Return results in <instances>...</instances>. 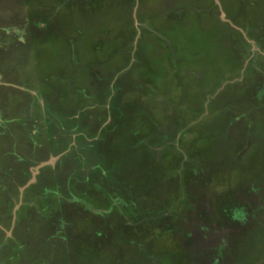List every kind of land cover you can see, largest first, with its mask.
<instances>
[{
    "label": "rangeland",
    "instance_id": "1",
    "mask_svg": "<svg viewBox=\"0 0 264 264\" xmlns=\"http://www.w3.org/2000/svg\"><path fill=\"white\" fill-rule=\"evenodd\" d=\"M0 264H264V0H0Z\"/></svg>",
    "mask_w": 264,
    "mask_h": 264
}]
</instances>
